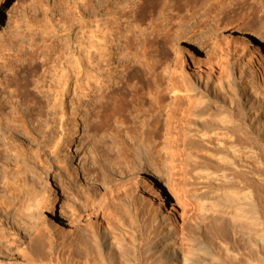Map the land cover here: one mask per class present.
Segmentation results:
<instances>
[{"label": "rangeland", "instance_id": "374dc122", "mask_svg": "<svg viewBox=\"0 0 264 264\" xmlns=\"http://www.w3.org/2000/svg\"><path fill=\"white\" fill-rule=\"evenodd\" d=\"M262 23L264 0H0V264H111L92 237L95 230L101 238L107 221L110 240L122 241L128 251L126 262L147 264L153 258L146 254L149 241L159 237L152 219L156 204L158 212L173 213L180 227L178 242L186 251L194 236L187 219L193 201L184 197L203 186L195 178V163L216 162L206 155L216 154L215 139L208 146L204 140L183 141L177 133L188 104L183 89L197 78H188L190 56L200 52L198 75H208L215 87L227 88L222 65L227 60L240 106L245 100L240 79L254 73L234 51L260 68ZM230 33L235 42L227 43ZM259 46L263 52L257 62L251 49ZM155 87L161 90L156 104L149 100ZM111 92L124 94L129 110L144 111L150 128L149 137L141 136H146L145 147L135 145L139 124L127 114L117 136L116 129L97 124V99L104 101ZM211 101L219 106L227 99L212 94ZM234 116L237 129L250 132L241 110ZM154 119L160 124L155 136ZM255 141L258 150L245 160L251 170L259 169V160L264 163ZM239 166L243 176L253 175ZM225 169L227 177L237 179ZM261 170L258 179L264 184ZM115 177L122 178L123 191L109 195L94 223L56 237L61 221L70 217L67 206ZM234 182L228 183L229 190L239 188ZM220 192L209 195V201H218ZM124 197H130L129 207ZM52 200L55 213L48 210ZM37 202L38 209L33 207ZM41 218L51 234L40 236L29 249L28 231ZM51 219L59 226L52 227Z\"/></svg>", "mask_w": 264, "mask_h": 264}, {"label": "bare ground", "instance_id": "6f19581e", "mask_svg": "<svg viewBox=\"0 0 264 264\" xmlns=\"http://www.w3.org/2000/svg\"><path fill=\"white\" fill-rule=\"evenodd\" d=\"M258 27L259 29L263 28L264 23L258 25ZM233 36L232 33L226 35L225 41L227 43H231V41L235 42L232 39ZM240 39L241 41L239 38L236 41H240L242 46L247 45L248 41L245 37ZM244 50L243 47L242 51ZM252 50L255 52L253 54L254 59L259 62L263 48L259 46L254 49L252 48ZM234 52L235 57L238 55V57L241 56L246 60L245 65L250 67L251 73H254L251 74L249 79L246 78L247 80L243 77L242 80L240 79L242 85L240 96H243L245 99H242L243 101L240 106L235 103L237 94L235 93V85L232 79L233 74L228 61L223 60L222 64L225 65L223 70L225 73H223L226 75L227 88L215 87V82L210 80L208 75L205 79L201 77L203 75L199 76L202 62V58L199 55L200 52L194 51L190 56L191 67L188 78L194 79L196 75L197 78L194 82L191 80L187 81L183 89L184 96L188 97V104L184 114L185 120L177 130V133L181 134V140L183 141L194 138L198 141L204 140V143L208 146H211L215 139L214 151L216 154L209 151L206 155L211 162L215 159L216 167H214L215 164L210 163H195V178L203 186L197 187V190L194 191H187V195L184 197V201L185 199L193 201V203L188 205H191L192 209L189 210L190 214L187 219L190 233L194 236L190 240L186 251L178 242L177 235L180 227L173 219V213H167L165 210L158 212L160 204L154 205L157 207V213L155 212V216L152 219L154 226L159 228V237L153 241H149L150 246L148 247L150 248L146 249V254L148 255L149 253L153 258L148 260L147 264H264V194L260 195L263 192L264 184L261 180L259 181V173L257 174L260 169L263 171L264 163L259 160V169L251 170L254 167L246 164L247 161H245L258 150H255V145H257L254 143L255 140L260 143L259 148L261 149L259 150H262L264 153V62L261 63V67L259 68L245 54L239 55L236 51ZM260 77L262 78L261 80ZM159 91L161 90L155 87L152 93L149 94V100L154 101L155 104ZM174 93L177 92L174 91ZM212 94L223 95L227 101L216 106L212 104ZM97 103L96 120L98 125L106 124L116 129V133L114 134L117 136V133L121 132L120 128L122 129L124 125L121 118H124V115L127 114L132 120L138 121L139 124L140 132L137 137L136 135L133 136L135 145L137 147L140 146V148L145 147L144 140L146 136H141L148 134L149 137L150 128L149 121L145 117L143 110L139 108L129 110L128 104L125 102V96L122 93L116 94L111 92L108 96H104V101L98 98ZM237 110H241L250 132L244 133L240 129H237L238 124L236 125V123H239V121H236L234 116V112ZM140 117H142L141 120ZM21 129L23 133H27L25 125L22 124ZM151 129L153 136L159 133L160 124L157 119H154L152 122ZM170 139L171 137L168 138V145L171 142ZM155 151L157 152L158 150L156 149ZM167 151L170 152V145ZM185 151V149L181 150V152ZM237 162L241 163L238 164ZM240 164L242 166L245 165L246 170L253 175L251 177H248L250 175L243 176L244 170H241L242 173L238 168ZM220 167H224V169L220 170ZM225 167L235 172L237 179L234 180L231 176L227 177ZM230 169H228L229 172ZM232 175L234 178L235 175ZM232 181H235L234 184L236 183V186L238 184L239 186L237 187L239 188L229 190L227 185ZM123 184L122 178L115 177L99 189L87 191L81 202L69 204L67 208L70 210V217L61 221V226L55 236L76 233L83 226L94 223L95 218L100 216L103 207L106 205L109 195L111 197L119 196L123 191ZM212 185L221 189L218 195L220 199L215 203L209 201L208 196L212 193H217L219 189L211 191L209 188ZM255 186L257 191H259L258 193L255 191L256 189L253 190ZM254 191L257 193V196L255 195L256 193L254 194ZM123 203L129 207L131 205L130 197H124ZM40 206L41 203L37 202L33 207L38 209ZM56 208L57 204L55 200L50 201L48 210L55 213ZM184 208H186L185 204ZM180 218L184 219L185 216L181 214ZM39 221L41 223H37L38 225H34L28 231L26 244L29 249L30 247L32 248L33 243L40 236L51 234L48 226L44 225L46 219L41 218ZM58 223L54 219L50 220L52 227L59 226ZM106 226L107 228L103 230L100 239L97 238L95 230L92 232V237L98 243L99 254L105 251L104 253H106L107 257H110L111 264H128L129 256L127 255V249L122 248V241L115 242L114 240H110L108 233L110 227L109 221H107ZM122 236L126 235L122 233ZM66 247L67 250H70V245ZM67 259H70V254L67 256ZM72 263L89 264L81 260H75Z\"/></svg>", "mask_w": 264, "mask_h": 264}]
</instances>
